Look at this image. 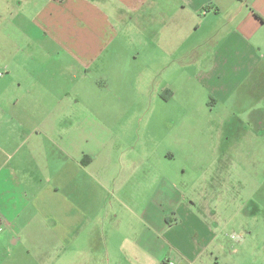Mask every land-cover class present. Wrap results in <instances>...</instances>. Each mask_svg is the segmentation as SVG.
<instances>
[{
    "label": "crops",
    "instance_id": "0c3cea01",
    "mask_svg": "<svg viewBox=\"0 0 264 264\" xmlns=\"http://www.w3.org/2000/svg\"><path fill=\"white\" fill-rule=\"evenodd\" d=\"M93 1H53L20 18L13 0L1 14L0 243L8 253L23 244L44 264L69 250L74 264H226L225 254H238L224 246L228 223L189 199L185 170L172 164L181 154L187 159L194 143L181 134L191 129L207 137L244 124L264 128V0H106L122 25L136 15L140 51H150L133 61L142 72L195 80L207 108L168 110L172 143L165 149L137 142L132 154L119 156L125 129H97L83 164L73 149L74 72L118 36ZM19 18L29 25L15 26ZM196 33L202 39L191 42ZM50 70L66 89L47 94Z\"/></svg>",
    "mask_w": 264,
    "mask_h": 264
},
{
    "label": "rangeland",
    "instance_id": "374dc122",
    "mask_svg": "<svg viewBox=\"0 0 264 264\" xmlns=\"http://www.w3.org/2000/svg\"><path fill=\"white\" fill-rule=\"evenodd\" d=\"M8 1L13 0H0V25L3 23L1 14L7 11ZM53 1L62 0H15L13 5L16 9L19 7L20 18H28ZM94 1L92 5L98 6L103 18H107L105 27L117 30L118 36L110 41V46L99 50L89 67L76 68L80 72H74V154L80 155L85 164L97 129L113 124L125 129L120 137L124 149L122 146L117 152L119 156L132 154L137 142L139 147L147 149L158 143L164 149L168 148L172 142L166 138V134L171 132L167 130L170 122L167 111L181 107L204 110L207 108L206 95L195 80L179 83L164 73L154 78L145 75L142 72L144 68L133 62L150 57L149 50L140 51L145 43L137 40L136 15L128 16L127 24L122 25L105 4L106 0ZM65 14L62 12L64 17ZM55 16L58 19V15ZM20 18L15 26L29 25L26 19L24 22ZM76 18L86 24L80 13ZM100 23L105 24L103 19ZM198 33L190 38L191 42L202 39ZM113 44L118 45L113 48ZM158 50L162 54L172 53L165 48L158 47ZM160 53L157 52L162 55ZM68 57L64 53V59ZM123 60L132 62L124 66L120 63ZM122 73L125 75L119 80ZM46 75L47 94L59 93L61 85L63 90L68 87L66 82L60 83L58 73L53 74L50 70ZM199 133L191 129L181 134L194 144L186 154V160L179 154V159L172 164L173 171L182 173L185 170L187 182L191 183L187 196L193 203L207 205L217 214L216 219L222 225L228 223L224 246L227 252L235 249L238 254H225V263L264 264V128L257 130L244 124L235 132L211 131L207 137ZM202 142H206V146L199 147ZM200 157L205 159L196 161ZM166 172L170 170L166 169ZM6 249L7 243H0V264H44L39 259L29 258L23 244L10 245L13 253L6 252ZM69 253L73 254L72 250L63 252L64 258L57 264H74V257L66 256ZM54 263V260H47V264Z\"/></svg>",
    "mask_w": 264,
    "mask_h": 264
},
{
    "label": "built area",
    "instance_id": "2783aa9c",
    "mask_svg": "<svg viewBox=\"0 0 264 264\" xmlns=\"http://www.w3.org/2000/svg\"><path fill=\"white\" fill-rule=\"evenodd\" d=\"M2 224V221H1V219H0V225Z\"/></svg>",
    "mask_w": 264,
    "mask_h": 264
},
{
    "label": "trees",
    "instance_id": "16d2710c",
    "mask_svg": "<svg viewBox=\"0 0 264 264\" xmlns=\"http://www.w3.org/2000/svg\"><path fill=\"white\" fill-rule=\"evenodd\" d=\"M261 21H262V23L264 24V20L261 19Z\"/></svg>",
    "mask_w": 264,
    "mask_h": 264
}]
</instances>
